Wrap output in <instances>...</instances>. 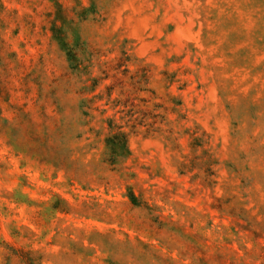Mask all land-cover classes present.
I'll return each mask as SVG.
<instances>
[{"label":"rangeland","instance_id":"rangeland-1","mask_svg":"<svg viewBox=\"0 0 264 264\" xmlns=\"http://www.w3.org/2000/svg\"><path fill=\"white\" fill-rule=\"evenodd\" d=\"M0 264H264V0H0Z\"/></svg>","mask_w":264,"mask_h":264}]
</instances>
